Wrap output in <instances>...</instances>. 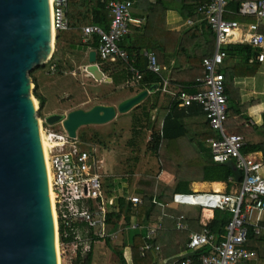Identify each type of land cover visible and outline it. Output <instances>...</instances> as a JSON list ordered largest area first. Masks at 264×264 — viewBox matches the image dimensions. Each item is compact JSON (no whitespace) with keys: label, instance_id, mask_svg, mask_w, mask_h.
<instances>
[{"label":"built area","instance_id":"built-area-1","mask_svg":"<svg viewBox=\"0 0 264 264\" xmlns=\"http://www.w3.org/2000/svg\"><path fill=\"white\" fill-rule=\"evenodd\" d=\"M229 2L230 0H204L197 6L201 20L215 33L216 45L215 51L202 59L205 73L196 78L193 85L196 89L189 91L163 78L161 82V90L169 94L179 107L187 108L193 104L202 107L211 129L218 133L217 137L208 138L214 160L224 164L232 160L234 167L243 173L237 194L219 191L174 194L173 200L177 203H189L212 210L226 208L233 213L226 236L220 241L207 228L192 232L186 244L188 254L180 264H238L250 260L256 257V253L247 247L250 232L264 234L263 162L244 154V136L228 132L226 128L230 105L223 71L227 58L225 45L232 42L234 37L256 48L264 47V34L260 30V24L264 20V0H244L234 11L246 18H256L255 22L245 25L237 19L227 17L232 11L228 7ZM133 3L132 0H109V28L104 29L99 24H85L81 27V36L85 44L93 37L98 38L97 56L107 61L123 60L129 65L135 78L140 80L142 74L131 65L128 51L120 46V41L130 32L131 25H140L142 22L141 18L133 15ZM68 4L69 0H51L55 32L69 29L66 18ZM187 21L188 24L194 23L191 17ZM144 55L147 58V69L161 74L156 54L146 51ZM256 60L264 62L263 51L257 54ZM41 125L47 143V165L57 221L60 264H74L77 255H84L91 250L93 240L114 237L106 226L109 213L119 212V197L105 185V176L99 172L95 147L92 150L82 147L76 138L69 136L63 124L61 130L53 129L52 124L46 125L44 120H41ZM128 199L134 204L144 202L141 196L135 194ZM154 202L157 200L154 199ZM255 213L258 215L253 218ZM184 218V215L178 216V228H188ZM129 226L137 229L141 224L132 222ZM158 227L161 224L146 226L147 241L141 248L142 254L148 250L160 249L159 245H154L150 240ZM90 232L93 234L90 235ZM202 247L209 250L196 259L194 252Z\"/></svg>","mask_w":264,"mask_h":264},{"label":"trees","instance_id":"trees-1","mask_svg":"<svg viewBox=\"0 0 264 264\" xmlns=\"http://www.w3.org/2000/svg\"><path fill=\"white\" fill-rule=\"evenodd\" d=\"M109 0H69V5L66 10V16L70 20L71 27L78 28L85 23L99 24L104 29L109 28V14L107 10V2ZM178 5V11L184 18L191 17L195 23L186 29L182 33V37H179V48L177 50L178 59L184 62V66L189 64L188 70H186L184 85H193L195 82L191 79L202 74V59L204 56L212 53L215 46V33L206 25L205 21H200L199 14L196 11V5L202 2V0H172ZM244 0H231L230 7L238 9L240 4ZM163 0H156L155 3H151L149 0H137L138 6H146L149 10L147 24L145 25L146 35H151L154 40V45L158 49L165 47L162 41L168 36H178L179 33H171L169 31L160 32V22L156 20L161 16L160 11L168 9L164 5ZM155 16L158 18L156 19ZM239 22L248 23L255 22V17H238ZM261 30L264 31V27L261 26ZM145 31L142 38H145ZM61 32H58L56 36L55 51L53 57L56 55L59 49V42L61 39ZM147 38V37H146ZM165 44V42H164ZM125 47V45H123ZM84 47L96 49L98 47V38L93 39L84 44ZM131 57L134 59V65L142 71L143 75L138 84L140 88H151L160 82V75L147 70V62L141 57L142 47L138 44L127 47ZM227 53V59L235 61L234 64L228 65L224 71L226 75V93L229 101L228 119L226 126L230 132L239 133L246 137V135L252 134V132H258L260 140L251 141L248 137L246 144L243 147L244 153H251L255 156L261 155L264 161V111L262 112V122L259 124L250 125L245 120H249L248 110L252 105L257 104L256 101L250 100L247 104H242L240 89L235 86L234 79L236 77H253L260 69V62H257L256 56L260 53L261 47H253L248 43H233L228 44L225 47ZM183 55L186 59H183ZM50 60V61H51ZM97 62L100 65V69L112 78L113 82L121 83L124 77H130L128 73V65L121 59L115 61L103 60L97 56ZM42 67H35L31 71V77L35 83L33 93L40 102V110L45 105V98L39 92V83L37 78L33 76L35 69ZM59 69V66L58 68ZM61 72V71H60ZM177 77V74H176ZM193 77V78H194ZM189 90H195L190 88ZM160 91L155 90L153 95H159ZM151 98H147L144 102L133 108L132 114V130L131 137L128 139L127 144L137 154L141 150V142L145 140L148 151L152 152L158 157L159 167L158 170H167L178 176L176 183L173 186H168L157 179V176H145L139 181V187H137L134 193L139 194L145 200L144 204L134 205L131 201H128L125 197L119 198L120 213L110 214L109 221H113V217L121 218V214H124L126 223H131L132 217H134L140 224H147L157 216L161 215V208L152 202V198L156 196L161 202H171L173 200L174 193H193L191 190V183L193 181H223L228 182L230 178L237 180L243 173L237 168H232L224 163H219L214 160L211 147L207 144V139L213 135L209 131V120L206 118L205 113L200 105H191L187 108L179 107L175 100H171L168 114L165 116L162 127L157 120L152 121L150 111L154 107L155 103L150 104ZM197 114V115H196ZM202 116L204 120L201 124L185 121L186 118L192 116ZM45 124L48 123L45 121ZM202 125L201 127H198ZM148 128L152 130L150 140H147ZM97 136V132H94ZM181 138H186V141H181ZM88 134L82 130L76 137V141L86 145L87 149L92 150L93 145L87 142ZM196 141L197 145L193 144ZM88 144V145H87ZM138 156L133 157L134 161H138ZM133 174L129 175V179L132 180ZM111 180V176L106 178L105 185ZM113 181V180H112ZM234 181V182H235ZM158 212V213H157ZM157 213V214H156ZM233 213L229 210L215 209L213 219L207 225L213 233L216 235V240L222 239L221 235L225 234L226 226L231 222ZM264 226V221L262 222ZM132 240V252L136 264H156L155 256L150 253L145 257L140 256V247L145 242L144 229L130 230ZM129 232V233H130ZM250 250H254L257 253L260 252L258 247L253 246L252 242L264 241V235L257 236L253 231L249 234ZM248 241V242H249ZM106 243L111 245V239H106ZM125 242L121 249H115V252L119 256L121 264H126L124 256ZM207 247L199 248L194 252L195 258L198 259L202 254L208 252ZM190 255V254H189ZM181 258L179 257L178 260ZM93 262V249L81 256L80 254L75 259L74 264H92ZM179 263V261H178ZM177 264V263H174ZM245 264H264V258L259 261H247Z\"/></svg>","mask_w":264,"mask_h":264},{"label":"water","instance_id":"water-1","mask_svg":"<svg viewBox=\"0 0 264 264\" xmlns=\"http://www.w3.org/2000/svg\"><path fill=\"white\" fill-rule=\"evenodd\" d=\"M51 0H0V264H60L58 232L49 170L34 101L31 71L54 53ZM88 67L97 80H111L89 52ZM149 90L122 100L118 107L95 104L65 114L69 136L89 124L111 121L139 105ZM234 168L232 160L225 163ZM240 180V177L237 178Z\"/></svg>","mask_w":264,"mask_h":264},{"label":"rangeland","instance_id":"rangeland-1","mask_svg":"<svg viewBox=\"0 0 264 264\" xmlns=\"http://www.w3.org/2000/svg\"><path fill=\"white\" fill-rule=\"evenodd\" d=\"M180 18L182 19H180L181 24L184 25L185 19L181 16ZM171 27H173V24ZM58 32L55 34L54 51ZM60 34L61 39L56 55L52 60L50 59L51 61L49 60L33 72V76L37 78L39 83V92L45 95V105L40 110V102L33 94L40 120H44L45 122V118L52 114L66 115L71 110L77 108L89 109L98 103H112L118 107L125 96L135 93L131 92L130 88L126 86V82L98 81L88 71L87 66L90 65L84 51L86 49L80 44L82 37L79 28H71ZM77 43L81 47L78 46L76 48ZM58 66L59 69H57ZM234 84L240 89L242 104H247L251 99L260 102L259 106L261 108L256 109V113L250 111V113L255 114L256 119L249 113L250 118L247 121L245 120V122H248L250 125H253L252 122L261 123L260 109H264V63L261 64L255 76L243 79L242 82L236 80ZM32 87L34 89V82ZM52 125L55 130L63 129L61 121ZM82 130L88 134L87 142L95 146V156L99 160V172L105 178L109 177L108 174L111 175L115 189L119 185V187L126 190V193H132V187L126 186L129 175L133 174L132 178L138 181L142 177L155 176L158 173V157L148 151L145 140L141 142L142 148L138 151V154L127 144L132 130V114L130 112L123 113L117 110L116 117L111 121L103 124L81 126L77 130V135ZM95 131L97 132V136L94 135ZM247 137L251 141L260 140L258 132L246 135L245 140H247ZM81 146L87 148L86 145L82 144ZM135 154L138 156V161H134L133 159ZM227 185L229 186L230 184ZM236 188L237 186L232 190L234 191ZM122 189L119 193L116 189V193L120 194L124 192ZM176 206L180 207L181 210L189 208L194 210L199 209L198 206ZM257 215L255 213L253 218H256ZM128 234L129 231L124 227L122 230H119L117 240L115 239L111 242L113 247L104 242L97 243L96 248H94L95 256L93 264H119L117 253L114 250L121 249L124 243L123 240L127 239Z\"/></svg>","mask_w":264,"mask_h":264},{"label":"crops","instance_id":"crops-1","mask_svg":"<svg viewBox=\"0 0 264 264\" xmlns=\"http://www.w3.org/2000/svg\"><path fill=\"white\" fill-rule=\"evenodd\" d=\"M132 1L134 2L133 3L134 4L133 5V15L136 16V17H138V18H141L142 19V22H141L140 25H134V24L131 25L130 32L120 41V46L122 48L126 49L128 51V53H129V55H130V52H129V50H128L127 47L133 45V43L138 44L140 47H142L141 57H143L146 60V62H147V58L145 57L144 53L146 51H152V52H154L156 54V56H157V59H158L159 64L161 65V74H158V75H160L161 80H160V82H158V84L154 85L151 88H140V85L138 84V82L140 80H137L135 78L133 71L130 70L129 65L125 62L128 65V67H127L128 72H126V73H128L131 76L130 77L128 76L126 78L124 77L123 78L124 80L121 81V83L122 82H126V86L130 88L131 92H135V93H132L130 96H133L134 94L138 93L139 91H141L143 89L149 90L148 95L144 98V100L142 102H144L149 97V98H151L150 104L155 103L154 104V107L150 111L151 120L152 121L157 120L158 123L160 124V128H161L162 127V124H163V121H164V118H165V116L169 112L170 102H171V100H173L169 94L164 93L161 90L162 78L171 81V83L173 85L176 84L178 86H182L183 88H186L187 90H189L190 88L196 89L193 86L195 82L193 83V85H189V86L183 84L184 79H186L185 78V73H186V70H188V68H189V64H187V65L184 66L183 64H184L185 61H182L181 59H178V56H177V50H178L179 45H180V43H179V39L180 38L179 37H182V33L186 29H188L190 26H192L195 23V21H194L193 24H188V21L187 20H188L189 17L188 18H184L183 17L185 19L184 20L185 22H184V25L181 24V20L182 19L180 18V16L182 17V15L178 11V5L175 4L174 1H172V0H163L162 3L164 5H166V7L168 9H166L164 11H160L159 10V12H161V14L158 15V17L161 16V18H160V21H159V19L156 20V21H157V23L160 22V25H161L160 32H164L165 33V31H169L171 33L172 32L173 33H179V35L178 36H168V37H166L165 38V41H162L163 42V45H165V47H161L160 49H158L157 46L154 45V40H153L152 36L150 34L149 35H146V31H145L146 30L145 29V25L147 24V18H148L149 10H147L146 6H138L137 5V0H132ZM149 1L152 4L156 2V0H149ZM203 1L204 0H202V2ZM230 2H231V0H230ZM230 2H229V6L228 7L233 12L231 11L230 13H228L227 14V17L228 18H234V19H237L239 21L238 17H243V16H240V15H238V14H236L234 12L237 9H233L232 7H230ZM197 6H198V4L196 5V11H197ZM67 8H68V6H67ZM67 8H66V10H67ZM158 17L155 16L156 19ZM199 17L200 18H198V19L201 21V16L199 15ZM66 18L69 21V29L63 30V31H68V30H70L72 28L71 25H70V20L68 19L67 16H66ZM244 18H246V17H244ZM85 24H89V23H85ZM85 24H83V25H85ZM109 24H110V22H109ZM172 24H173V27H171ZM242 24L245 25L246 23H242ZM83 25H81L80 27H78L79 30H80V33H81V27ZM261 26L264 27V21L263 20H262V22L260 24V30H261ZM63 31H61V32H63ZM144 31H145V35H146L147 38L146 37L145 38H142V35L144 34ZM261 32L264 34V31L261 30ZM234 38H233L232 42H230L229 44L242 43V41L237 40V38H235V39ZM144 42H146V43H144ZM164 42H165V44H164ZM243 43H246V42H243ZM80 44L84 46L85 43H83L81 41ZM80 44L76 45V48L78 46L81 47ZM123 45H125V47ZM227 45L228 44H226L225 47ZM91 50H94V49L87 48L86 50H84L86 52L87 60L88 61H89V52ZM214 51H215V46H214V49H213L212 53ZM261 51L264 52V47L261 48ZM96 52H97V50H96ZM183 59H186V56L185 55H183ZM130 60H131V65H133L136 69L139 70V68H137L134 65V59L131 57V55H130ZM257 62H259V61H257ZM234 63H235V61H231V60H228L226 58V60H225V66L223 68V71H224V69L228 65H232ZM260 63L262 64L264 62H260ZM93 64L89 62V65L90 66L93 65ZM261 64H260V67H261ZM96 66H98L100 68V65H99L98 62H96ZM87 67H89V66H87ZM202 68H203L202 69L203 72L200 75H203L205 73V69H204L203 64H202ZM139 71L143 75L142 71L141 70H139ZM103 74H104L105 77H109L104 72H103ZM176 74H177V77H176ZM200 75H197L195 77L192 75L191 76V79H193L195 81L196 78L198 76H200ZM247 78L248 77H236L234 79V81L236 82V80H238V81L242 82L243 79L245 80ZM102 80H106V79H102ZM98 81H101V80H98ZM111 81H113L112 78H111ZM156 89L160 91L159 95H153ZM189 91H191V90H189ZM41 94L45 98V95H43V93H41ZM130 96H125L122 100H124V99H126V98H128ZM251 100H254V99H251ZM254 101H256V100H254ZM256 102H257V104L252 105L249 108L248 114L250 113V111L251 112L254 111L256 113V109H259L260 102L259 101H256ZM104 104H112V103H104ZM112 105H114V104H112ZM193 105H195V104H193ZM196 105H198V104H196ZM262 105H263V103H262ZM132 110H130L129 112L131 113ZM260 111H261V113H260V119L262 121V112L264 111V109L263 110L260 109ZM250 114H252V116L255 115L253 113H250ZM205 116L207 118V115L206 114H205ZM249 118H250V116H249ZM254 118H255V116H254ZM45 120H46V118H45ZM203 120H204L203 115L202 116H200V115L199 116H192V117H188V118L185 119V121L192 122L191 124L196 123V125L201 124V122ZM252 123L253 124H257V122H252ZM198 127H201L202 128V125H200ZM227 130H228V128H227ZM209 131L213 133V135L210 136V137H217L218 136V133L216 131H214V130L211 129L210 123H209ZM151 132H152V130L148 128V131H147V140H150V138H151ZM228 132H230V131L228 130ZM232 133H235V132H232ZM186 140H187L186 138H181V141L182 142L183 141H186ZM193 144H195V146H196L197 145L196 141H193ZM207 144H209V146L211 147L210 143L208 142V139H207ZM244 154L251 155L254 158L262 161L263 162L262 173L264 174V161L261 158V155L259 154L258 156H255L254 154H251V153H244ZM108 176L110 177L111 175L108 174ZM156 176H157V179L158 180H160L161 182H163L164 184H166L168 186H173L176 183L177 178H178L177 175H175V174H173V173H171V172H169L167 170H160V171L158 170V173L156 174ZM105 180H106V178H105ZM140 180L137 181L134 178L132 180H130L129 177H128L127 182H126V184H127L126 186H129L130 188L132 187V190H133L132 193H126V190L125 189H122L117 184H116L117 185L116 189L118 190V193L121 191V189L124 190V192H122L120 194L116 193L117 191L115 189L114 181H112V180H110V181H108L106 183V187H108L111 191H113V193L115 195H117L119 198L121 196H123L128 201H130L128 199V197L130 195H134V194L135 195H139L137 193H134V191H135V189L137 187H139L138 185H139V181ZM234 181L235 180H230L228 182H223V181H193L191 183L190 187H191V190L194 193H197V192H218V191L219 192H231V193H233V190L232 189L235 186H237L238 191H239V180H236L235 182ZM216 183L223 184L224 185L223 190H216L213 187V184H216ZM227 184H230V185L228 186ZM154 199H156L157 202H154ZM152 202L161 208V215L159 217L157 216L152 221H149V223H147V224H141V227L140 228H137V230L144 229L146 231V232H144L145 242L140 247V256L141 257H145L148 254L152 253L155 256V263L156 264H174V263L180 264L181 260L183 258H185L187 256V254H188L187 249H186V244H187V242H188V240L190 238V234L192 232H195V231H202V230H204L206 228L207 229H210L207 225L213 219L214 214H215V209L214 210L207 209V208H203L201 206L194 205V204H189V203L181 204V203L175 202L174 200H172L171 202H161V201L158 200V198L156 196H154L152 198ZM144 203H145V200L141 204H144ZM141 204H134V205H141ZM166 204H168V205H166ZM176 205H179V206H183V205L198 206L199 209L198 210H194V209L189 208L187 210H181L180 207H177ZM118 207H119V212H117V211H111L109 213V215L110 214H115V213H117V214L120 213L119 200H118ZM206 210L210 211V213L205 212ZM221 210H229V209H226L225 208V209H221ZM109 215H108V219H107L106 229H107L108 232L114 234V237H108V238L111 239V242L118 237L117 234H118L119 230H122L123 227L126 228L130 232V230H133V228H131L129 225L132 222H138L134 217H132L131 223L127 224L126 223V219H125L123 213L121 214V218L120 219H118L116 217H113L114 218L113 221L110 222L109 221ZM179 215H184L185 216V218L183 219V221L188 224V228H178L177 227L178 216ZM232 218H233V216H232ZM138 223H140V222H138ZM158 224H161V227L160 228L159 227L157 228V232L155 233V235H153L151 237L150 240H151V242L154 245H159L160 246V249L159 250H155V249L148 250L145 254H142L141 248L144 246V244L147 241V233H148V230L146 229V226H155V225L157 226ZM227 226H226V232H225V234H222L221 235L222 239L225 238V236H226ZM92 234L93 233L90 232V235H92ZM262 235H264V234H262ZM257 236H261V235H257ZM127 240H128V242H127ZM123 241L126 244L125 247L123 248V250H124V256H125V259H126V264H136L135 263V260H134V257H133V252H132L131 232L128 234L127 239H125ZM99 242L106 243V240H93L92 241V248H91V250L93 249V258L95 256L94 255V248H96V244L99 243ZM249 243L251 244V240L248 242V245H249ZM252 244H253V246L258 247L259 250H260V252L257 253L256 251L252 250L253 252L256 253V257H254V258H252L250 260L241 261L238 264H245L247 261H255L256 262V261H259V259L264 258V241H262V242L255 241V242H252ZM109 246H112V245H109ZM247 247L250 249L249 246H247ZM86 254H84V255L80 254V255L81 256H86ZM77 257H78V255L76 256V258ZM179 257L181 258L180 260H178ZM178 261H179V263H178ZM118 263L121 264V262L119 260V256H118ZM92 264H93V262H92Z\"/></svg>","mask_w":264,"mask_h":264},{"label":"bare ground","instance_id":"bare-ground-1","mask_svg":"<svg viewBox=\"0 0 264 264\" xmlns=\"http://www.w3.org/2000/svg\"><path fill=\"white\" fill-rule=\"evenodd\" d=\"M35 101V99H34ZM36 104V103H35ZM41 120L39 119V123H40V130H41V136H42V140H43V146H44V150H45V153H46V146H47V143H46V140L44 139V133H43V128H42V125H41ZM46 160H47V153H46ZM213 187L216 189V190H223L224 188V185L221 184V183H216V184H213ZM234 194H237L238 193V188H236L235 191H233ZM194 198V197H193ZM205 212L207 213H210V211L206 210Z\"/></svg>","mask_w":264,"mask_h":264}]
</instances>
